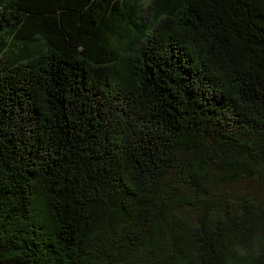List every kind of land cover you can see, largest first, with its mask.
I'll use <instances>...</instances> for the list:
<instances>
[{
  "label": "trees",
  "instance_id": "16d2710c",
  "mask_svg": "<svg viewBox=\"0 0 264 264\" xmlns=\"http://www.w3.org/2000/svg\"><path fill=\"white\" fill-rule=\"evenodd\" d=\"M0 264H264V0H0Z\"/></svg>",
  "mask_w": 264,
  "mask_h": 264
}]
</instances>
